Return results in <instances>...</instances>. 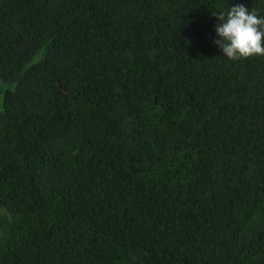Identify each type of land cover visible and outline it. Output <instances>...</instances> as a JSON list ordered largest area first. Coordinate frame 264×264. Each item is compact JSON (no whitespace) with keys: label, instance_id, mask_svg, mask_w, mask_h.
Returning a JSON list of instances; mask_svg holds the SVG:
<instances>
[{"label":"trees","instance_id":"obj_1","mask_svg":"<svg viewBox=\"0 0 264 264\" xmlns=\"http://www.w3.org/2000/svg\"><path fill=\"white\" fill-rule=\"evenodd\" d=\"M264 0H0V264H264Z\"/></svg>","mask_w":264,"mask_h":264},{"label":"clouds","instance_id":"obj_2","mask_svg":"<svg viewBox=\"0 0 264 264\" xmlns=\"http://www.w3.org/2000/svg\"><path fill=\"white\" fill-rule=\"evenodd\" d=\"M220 21L215 26V45L229 60L264 56V16L242 3H232L226 12L214 14Z\"/></svg>","mask_w":264,"mask_h":264}]
</instances>
